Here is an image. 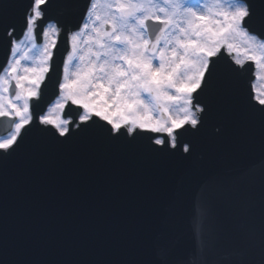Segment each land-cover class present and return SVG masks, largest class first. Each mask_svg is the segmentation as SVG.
<instances>
[{
	"label": "snow or ice",
	"instance_id": "6c2138e0",
	"mask_svg": "<svg viewBox=\"0 0 264 264\" xmlns=\"http://www.w3.org/2000/svg\"><path fill=\"white\" fill-rule=\"evenodd\" d=\"M0 49V176L70 148L178 159L174 190L194 194L219 257L200 264H264V91L242 95L246 63L264 79V0H0ZM213 120L258 129V178L256 161L192 163ZM0 264L46 262L5 234ZM120 264L188 261L154 247Z\"/></svg>",
	"mask_w": 264,
	"mask_h": 264
},
{
	"label": "water",
	"instance_id": "95a60500",
	"mask_svg": "<svg viewBox=\"0 0 264 264\" xmlns=\"http://www.w3.org/2000/svg\"><path fill=\"white\" fill-rule=\"evenodd\" d=\"M3 61L4 53L0 49V62ZM250 72L248 69V78ZM246 84V79H242V92L247 91ZM49 90L50 93L46 94ZM53 96L49 85L41 103ZM261 155L258 129H224L219 121L213 120L207 134L197 142L192 163L208 167L256 161L252 172L258 178ZM88 156L91 158L89 162L78 149L53 150L48 156L25 165L30 166V174L21 176L20 169L25 166H18L17 171L0 176V235H23L8 239L32 258L46 264H119L130 253L139 254L151 249L152 245L156 247V240L160 241L158 244L171 247L181 244L183 237L177 232L196 200L193 193L177 196L174 190L177 178L185 170L182 161L128 158L103 151ZM98 160L121 167L117 173L120 178L118 186L113 183L114 177L102 178L109 181L90 183L93 172L89 170V163L95 164ZM163 167L168 179L159 194L154 186L156 183L159 188L157 176H162ZM106 218L113 219L104 220ZM64 229L68 235L76 234L82 243L100 242L101 251H95L90 258V246L74 244L71 238L67 242L62 239ZM52 232L58 237L48 238ZM112 244L116 247L113 248ZM103 254L110 255V258L103 259ZM177 257L182 258L181 255Z\"/></svg>",
	"mask_w": 264,
	"mask_h": 264
},
{
	"label": "rangeland",
	"instance_id": "374dc122",
	"mask_svg": "<svg viewBox=\"0 0 264 264\" xmlns=\"http://www.w3.org/2000/svg\"><path fill=\"white\" fill-rule=\"evenodd\" d=\"M258 79H259V78L257 77V80H256L257 82H256V84L259 85V89H258V91H259V90H260V91H264V89L262 88V84H261L260 81H258ZM256 84H255V85H256Z\"/></svg>",
	"mask_w": 264,
	"mask_h": 264
},
{
	"label": "bare ground",
	"instance_id": "6f19581e",
	"mask_svg": "<svg viewBox=\"0 0 264 264\" xmlns=\"http://www.w3.org/2000/svg\"><path fill=\"white\" fill-rule=\"evenodd\" d=\"M261 84H262V88L264 89V79L260 80ZM258 85V84H257Z\"/></svg>",
	"mask_w": 264,
	"mask_h": 264
}]
</instances>
